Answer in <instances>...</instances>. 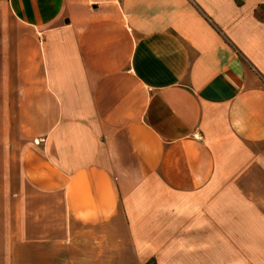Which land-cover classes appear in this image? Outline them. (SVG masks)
<instances>
[{"label": "crops", "instance_id": "1", "mask_svg": "<svg viewBox=\"0 0 264 264\" xmlns=\"http://www.w3.org/2000/svg\"><path fill=\"white\" fill-rule=\"evenodd\" d=\"M14 119L59 195L53 264H182L206 199L264 247V0H0L4 183Z\"/></svg>", "mask_w": 264, "mask_h": 264}, {"label": "rangeland", "instance_id": "2", "mask_svg": "<svg viewBox=\"0 0 264 264\" xmlns=\"http://www.w3.org/2000/svg\"><path fill=\"white\" fill-rule=\"evenodd\" d=\"M17 122L14 119L12 181L0 182V264H53L54 250L61 254L66 250L60 245L67 234L65 218L60 212L58 193L44 187L46 182L42 180L28 179V173L22 167V156L25 151L31 152L30 157L40 156L41 152L33 147L36 143L21 135L18 129L15 136ZM4 174L2 168L0 175ZM11 189L14 195L10 209V201H5L4 197L5 191ZM212 202V199H206L198 230L173 232L176 239L181 235L188 237V246L180 253L184 257L182 264H264V247L249 248L252 257L246 254L244 239L239 235L243 232L225 229L224 223L218 225L212 214ZM9 231L13 242L12 260ZM54 240H59L57 246H53ZM176 247L180 248L178 244Z\"/></svg>", "mask_w": 264, "mask_h": 264}, {"label": "trees", "instance_id": "3", "mask_svg": "<svg viewBox=\"0 0 264 264\" xmlns=\"http://www.w3.org/2000/svg\"><path fill=\"white\" fill-rule=\"evenodd\" d=\"M145 264H157V262H156V260H155L153 257H151L150 259H148V260L145 262Z\"/></svg>", "mask_w": 264, "mask_h": 264}]
</instances>
